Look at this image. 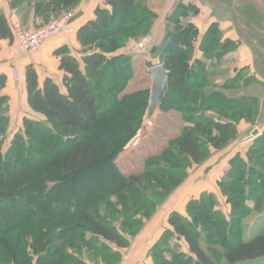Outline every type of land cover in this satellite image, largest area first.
I'll return each mask as SVG.
<instances>
[{"label":"trees","instance_id":"trees-1","mask_svg":"<svg viewBox=\"0 0 264 264\" xmlns=\"http://www.w3.org/2000/svg\"><path fill=\"white\" fill-rule=\"evenodd\" d=\"M8 1L14 10L27 4L48 19L82 0ZM104 4L76 33L80 58L67 48L55 52L61 84L46 78L41 86L35 67L26 68L28 105L42 119L24 118L6 151L10 107L0 75V264H119L191 169L213 151L237 145L242 121L264 122V90L246 92L264 82L248 67L222 68L239 43L224 40L217 23L198 43L200 33L188 19L199 10L180 3L154 54L169 73L158 111L181 114L180 133L145 160L141 173L124 175L118 158L143 128L150 103V88L126 93L137 55L125 51L150 34L157 14L145 0ZM0 40L14 44L2 13ZM219 187L229 214L214 194L190 200L187 216L171 213L170 229L149 250L154 264H264V232L243 239V221L252 213L264 216V132L245 156L230 160Z\"/></svg>","mask_w":264,"mask_h":264},{"label":"crops","instance_id":"crops-1","mask_svg":"<svg viewBox=\"0 0 264 264\" xmlns=\"http://www.w3.org/2000/svg\"><path fill=\"white\" fill-rule=\"evenodd\" d=\"M180 3L186 6H194L199 10L198 15L188 19V22L195 25L200 33V38L198 40V43L201 41L202 36L205 35V33L210 28V26L214 23L219 24L220 30L224 34V40L229 39L233 42L239 43L238 49L234 53H231L226 57L224 64L222 66L223 69L230 70L231 72H233L234 70L248 67L250 68L251 74H255L256 78L259 81L264 82V78H262L259 75V73L256 72L255 55L251 45L254 42L253 41L254 39L251 36H254L255 32L258 33L263 25L260 22L255 24L252 20H248L250 18L247 15L249 12L246 14L247 26L240 27V23L237 21L239 20L238 19L239 17H237V19H234L233 17L231 19V22H224L219 18H217L218 16L213 15L211 11L205 9L204 7H202L201 4L199 3L197 4L194 1L166 0L165 4L162 3V5L151 8L152 11L157 14V19H158L151 31L152 37L154 38L156 43V48H158L163 43V40L166 35V28L168 26V22L171 19L176 6ZM97 8H106L104 4V0H82L79 3V5L74 9V13H73L74 14L73 26L75 28V34H72L67 37L57 36L55 38H52L37 53L28 54L20 58L16 62H14L9 56V50L11 49L9 42L0 40V47H1L0 75L5 76L7 79L6 87L2 92L3 95H6L9 98V105H10L9 134L11 133V135L13 136L15 133H17L22 129V123L24 118L42 119L41 116L32 112V110L28 105L26 78H25L26 68L30 65L35 67L38 74L39 83L41 86L46 78H51L57 84H61L62 73L59 71L60 58L56 56L55 52L61 48H67L70 51L71 55L77 58L81 57L80 54L81 47L78 43L76 33L81 26L85 25L90 20L94 19L95 10ZM0 12L6 16L11 28L19 23H22L27 27H35V28L36 25H41L40 21L34 19L35 14L33 13L32 6L27 7L23 11L24 14L21 15V13L18 12V10H14L10 7V2L8 0H0ZM243 29L247 31V35L249 37V41H251V44L248 43V41H246L243 38V36L246 35V33L244 34ZM144 55L146 54H143L142 56ZM197 55L201 56L202 54L200 52H197ZM139 57L140 56L138 55L136 56L135 62L138 60ZM147 57L148 59L151 57V59L154 58L156 60L152 64V66L160 63L158 58H156L152 53L148 54ZM148 62H150V60L146 61L145 65L148 66L149 65ZM143 64L144 63L141 62L137 66L138 67L137 70L143 76L140 79H144V77L149 74V70L152 67L151 66L144 69ZM15 65L20 69L21 72L20 79H17L14 75ZM138 81H139V85L142 86L143 88L145 87V84H147L145 82L141 83L140 80ZM149 84L151 86V80H149ZM262 98H261V102H262L261 104H263L264 102V95H262ZM255 131H258V136H261L264 132V122L259 124V121H256L255 124H249L246 123L245 121H242L239 125L240 137L247 136L251 132H255ZM250 144L239 147H236V145H232L227 149H224L228 151L234 148L235 151L231 153L230 157L228 158V164L226 170L216 178V188L213 189L212 191H208L206 189L200 191L193 190V192L189 194V197L185 200V202H184V198L181 197L176 198L177 202L174 201L175 198L170 200L172 197L171 196L170 199H168L165 202V204L160 208L162 209L163 207L168 205L167 208L168 211L166 212L164 211L162 214H158L160 210L159 209L157 213L154 215V217L149 222H147L146 226L140 232V234L135 239H133L132 247L126 249L125 251H130L132 255L135 257V259L137 258L138 260L144 262L145 264H154L152 258L149 256V250L157 243L163 232H165L167 229H170V226L168 225L169 215L171 213L176 212L183 216H187L186 209L188 202L192 199L199 198L203 193L214 194L220 204L219 205L220 210H222L226 215L229 214L230 206L226 203V200L221 193L219 183L221 182L226 171L229 169L230 160L237 154H242V156H245ZM209 161L207 163H209ZM207 163H205L202 166H205ZM189 186L191 188H194L191 182ZM180 198L181 200H179ZM170 201L172 204H169ZM179 244L181 245L182 250L184 252L188 251L187 246L183 240L179 241Z\"/></svg>","mask_w":264,"mask_h":264},{"label":"rangeland","instance_id":"rangeland-1","mask_svg":"<svg viewBox=\"0 0 264 264\" xmlns=\"http://www.w3.org/2000/svg\"><path fill=\"white\" fill-rule=\"evenodd\" d=\"M191 1H194L197 4L198 3L201 4L202 7L211 11L213 15L218 16L217 18H219L220 20L224 22H231V19L233 17L234 19H237V17H239L238 18L239 20L237 21L240 23V27L247 26L246 14L248 12L249 13L247 15L250 17L248 20H252L255 24L259 22L262 23L263 26L260 25L262 26L260 31L258 33L255 32L256 34L254 33V36H251V37L254 39L252 49L255 55L256 72L259 73V75L262 78H264V0H191ZM145 2L148 8L152 10L151 8L153 7L162 5V3L165 4L166 0H145ZM178 5L176 6V8L178 7ZM27 7H29V5L21 4L16 10H18V12H20L22 15L24 14L23 11ZM33 13H34V9H33ZM63 13L73 14L74 10L71 12H61L59 14L52 15L48 19L34 15V19L40 21L41 23V25H36V28H39L43 26L44 24H47L52 18H59L60 16H62ZM19 25L27 29L35 28V27H27L23 25L22 23H19ZM243 30H244V34L246 33V35L243 36L242 34V36L246 40V38L248 37L247 31L245 29ZM149 35L152 36L151 32ZM9 55H10V50H9ZM142 55L143 54H139L138 56L140 57L134 63L136 70L138 68L137 66L141 62L144 63L143 68L145 69L147 67H151V65L156 61L154 58L151 59V57L148 59L147 57L148 54L144 56ZM148 60H150V62H148L149 65L147 66L145 65V62ZM147 76H145L144 79H140L143 76L137 70L134 81L129 84L126 90V93H132L136 91H141L144 88L145 89L149 88L150 86L149 80H151V77L149 74ZM225 78L226 77H222V79H225ZM138 80H140L141 83L142 82L147 83L145 84L144 88L139 85ZM150 89H151V86H150ZM263 90H264V87L255 86L253 89L246 90V92L254 93L255 95H258V94L263 93ZM240 93L241 92L239 91V94ZM230 95H233V94H230ZM261 107H263V104H261ZM261 113H263V116H264V108H263V112L261 111ZM258 121H259V124L262 123L261 118L258 119ZM181 125H182V115L175 113V112L163 113L162 111H158L151 120H147L144 123V126L141 129V131L138 133V135L127 145L124 152L118 158V161H117L118 166L120 170L123 172V174L126 176H129L133 173H141L143 169L145 168L144 166L145 160L153 155H156L162 152L163 149L167 147L168 142L171 139L175 138L177 135H179ZM9 127H10V123H9ZM244 137L245 136L239 137L236 147L240 146L239 145L240 140L241 138H244ZM12 138L13 136L11 135V133L9 134V128H8V132L5 138L3 139L4 140V151L7 150ZM234 151H235L234 148L228 151L226 150L213 151L212 158L209 161V163H207L205 166H202V167L196 166L193 169H191L189 178L171 195L172 197L170 196L171 199L170 197L169 199L172 200L175 198L174 201L177 202L176 198L181 197V198H184V202H185V200L189 197V194H191L193 190L200 191V190L206 189L208 191H212L213 189H215L216 188V178L226 170L227 164H228V158L230 157L231 153H233ZM190 182L192 183V186L195 189L189 186ZM181 198L179 200H181ZM169 204H172L171 201ZM167 208H168V205L160 209L158 214H162L164 211L165 212L168 211ZM243 227H244L243 239L244 241L248 242L254 239L255 237H257L259 234L264 232V216L260 218L257 213H252L246 220L243 221ZM130 247H132V244L130 245ZM125 252H127L129 257L132 259V260L130 259L131 262L144 263L138 260L137 258L135 259V257L132 255L130 251H125ZM122 259L119 264L122 263ZM256 263L257 262H248L246 264H256Z\"/></svg>","mask_w":264,"mask_h":264},{"label":"built area","instance_id":"built-area-1","mask_svg":"<svg viewBox=\"0 0 264 264\" xmlns=\"http://www.w3.org/2000/svg\"><path fill=\"white\" fill-rule=\"evenodd\" d=\"M74 14L63 13L59 18H52L47 24L39 28H25L19 24L12 27V33L14 37V44L10 49V57L16 62L20 58L37 53L44 45L57 36H70L75 34V28L73 26ZM156 48L155 40L151 35L142 37L138 41L132 43L126 50L127 54L139 55V54H151ZM14 75L17 79H20V69L14 66ZM251 132L249 135L241 138L240 146H246L254 141L256 136ZM121 264H144L140 262H131L127 252L122 256ZM132 260V259H131Z\"/></svg>","mask_w":264,"mask_h":264},{"label":"water","instance_id":"water-1","mask_svg":"<svg viewBox=\"0 0 264 264\" xmlns=\"http://www.w3.org/2000/svg\"><path fill=\"white\" fill-rule=\"evenodd\" d=\"M156 50L155 48L152 54H155ZM149 74L151 77V89L147 120H151L155 113L162 107L169 89V73L163 64L159 63L152 66ZM253 134L257 136L258 131H255Z\"/></svg>","mask_w":264,"mask_h":264}]
</instances>
